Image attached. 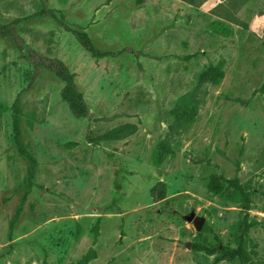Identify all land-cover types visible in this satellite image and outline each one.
Listing matches in <instances>:
<instances>
[{
  "label": "rangeland",
  "instance_id": "1",
  "mask_svg": "<svg viewBox=\"0 0 264 264\" xmlns=\"http://www.w3.org/2000/svg\"><path fill=\"white\" fill-rule=\"evenodd\" d=\"M220 3L241 23L219 17ZM16 19L27 54L59 59L76 74L90 115L76 118L61 99L63 84L0 38V264H76L90 248L98 254L90 264H213L215 256L192 251L194 238L214 247L210 227L235 248L246 200L249 222H257L246 250L264 264V0L205 8L182 0H0V21ZM215 21L231 34L215 32ZM75 32L121 54L96 60ZM217 67L224 76L212 85L205 77ZM184 95L198 111L181 122ZM16 102L24 145L37 160L32 186L14 139ZM116 131L133 133L108 140ZM161 142L169 153L156 166ZM237 163L245 200L229 189L212 194L209 177L232 180ZM192 212L205 220L201 231L185 219Z\"/></svg>",
  "mask_w": 264,
  "mask_h": 264
},
{
  "label": "trees",
  "instance_id": "2",
  "mask_svg": "<svg viewBox=\"0 0 264 264\" xmlns=\"http://www.w3.org/2000/svg\"><path fill=\"white\" fill-rule=\"evenodd\" d=\"M186 1L191 5L197 7L205 8L207 5L212 4L216 0H182ZM235 6V5H234ZM237 8V7H236ZM235 8V9H236ZM46 9V7H45ZM216 14L224 20L231 21L236 24H240L241 21L236 17V10L232 11L230 9H225L222 3L215 7ZM47 11V10H46ZM50 12V11H47ZM23 21L21 19H16L9 23H2L0 21V38L11 43L16 49H18L23 57L36 69H42L51 72L57 80L63 84L61 90V99L67 104L70 112L78 119L88 118L90 115V109L86 103L83 94L79 91L76 85V74L71 72L64 62L56 58L44 57L36 54L31 49H28L29 54L25 52V42L20 33V25ZM212 28L217 33H223L225 35H230L231 30L225 26L221 21H215L212 23ZM248 27L247 25H244ZM264 30V29H263ZM75 36L80 45L96 60L108 57L116 56L121 54V52L114 53L112 51H101L98 50L94 43L92 42L89 35L85 32H75ZM224 76V73L220 67L215 68L211 75H206V80L212 85H217L220 83ZM180 103L182 104L177 108V114H179L178 120H189L198 111V102L192 100L190 95H184L180 98ZM20 106L16 102L13 112V132L16 145L18 147V153L30 167V179L29 185H33V180L35 177V171L37 168V160L33 154L27 149L23 142V130L20 123ZM181 116V117H180ZM182 122V121H181ZM133 131L118 133L112 132L111 135L107 136L108 140H120L131 135ZM87 140L91 143L99 144V139L89 133ZM169 153V147L166 143H159L152 154L153 163L156 166H160ZM240 171L239 163L236 164V177L232 180H225L219 178L216 175H211L207 183V189L215 195L225 193L227 189L230 190L231 196L235 199L243 198L245 200V190L246 186L243 187L239 183L238 173ZM164 198V197H162ZM249 201L246 200L244 205L245 215L240 225V236L235 248L224 245L221 237L216 235L210 227H206L210 233L214 234L216 238V245L214 247H207L200 242V234H197L194 241L191 244L192 251L194 252H205L211 256H215L213 264H219L223 261H239L241 264H256L249 253L246 250L247 242L246 236L248 235L252 226L257 224L255 221L249 222ZM21 213L17 212L9 225V236L13 235L16 225L20 219ZM99 220L96 222L92 228V233L94 236V245L97 243L99 237ZM98 258V254L95 248H90L87 253L76 263V264H90L92 261Z\"/></svg>",
  "mask_w": 264,
  "mask_h": 264
},
{
  "label": "water",
  "instance_id": "3",
  "mask_svg": "<svg viewBox=\"0 0 264 264\" xmlns=\"http://www.w3.org/2000/svg\"><path fill=\"white\" fill-rule=\"evenodd\" d=\"M185 219L188 222H193L195 224L196 229L198 231H201L202 230V228L204 226V223H205V220L203 218L196 217L195 212H192L189 215H187L185 217Z\"/></svg>",
  "mask_w": 264,
  "mask_h": 264
}]
</instances>
